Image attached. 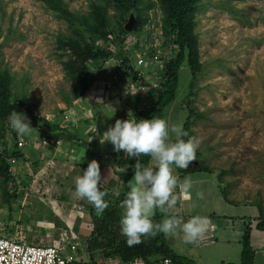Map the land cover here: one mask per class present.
<instances>
[{
	"label": "rangeland",
	"instance_id": "rangeland-1",
	"mask_svg": "<svg viewBox=\"0 0 264 264\" xmlns=\"http://www.w3.org/2000/svg\"><path fill=\"white\" fill-rule=\"evenodd\" d=\"M0 7V73L9 75L10 99L32 126L28 135L18 136L8 126L10 113L0 106V152L13 176L6 183L0 173V226L8 237L27 243H75L77 264H145L112 255L113 242L123 237V199L106 191L108 207L97 217L70 187L74 168L66 170L71 178H64L68 156L61 159L62 152L56 156L46 147L52 141L88 140L95 133L100 138L109 127L105 118L114 124L144 111L146 119L158 100L162 67L179 51L175 29L166 22L165 0H0ZM132 12L137 27L128 32ZM194 33L196 78L186 50L177 96L163 118L200 140L196 159L205 170L183 177L192 181L201 203L223 205L208 181L212 178L229 201L255 202L264 209V0H200ZM122 38L135 74L127 62L101 52H116ZM114 75L115 90L109 91L106 83ZM94 110L102 111V120H94ZM21 138L27 142L22 151L17 149ZM12 148L17 157L9 154ZM172 173L182 175L174 165ZM180 206L181 200L173 211L180 212ZM83 210L94 224L80 225Z\"/></svg>",
	"mask_w": 264,
	"mask_h": 264
},
{
	"label": "clouds",
	"instance_id": "clouds-1",
	"mask_svg": "<svg viewBox=\"0 0 264 264\" xmlns=\"http://www.w3.org/2000/svg\"><path fill=\"white\" fill-rule=\"evenodd\" d=\"M97 104L103 103L101 98ZM130 115V114H129ZM8 126L18 135H28L31 124L25 113L12 111L8 115ZM174 136L175 139L171 137ZM181 126L170 125L165 119L152 116L150 119H116L100 137V143L110 142L113 151L124 152L135 159L133 176L128 182L129 191L121 202L119 231L129 247L142 242V237L155 236L157 232L175 235L177 230L183 234L186 243H195L202 238L208 228L207 217L196 215L181 222L173 212L177 205L174 189L187 192L191 183L187 177L182 182L172 173L174 165L187 169L196 160L200 140L188 136ZM148 156L149 164L142 166L140 157ZM109 177L101 176L100 164L91 160L80 175L74 178L75 194L92 205L97 217H101L108 207L105 197L108 193L103 185ZM203 198V193H197ZM163 213L159 223L153 222L155 211Z\"/></svg>",
	"mask_w": 264,
	"mask_h": 264
},
{
	"label": "crops",
	"instance_id": "crops-1",
	"mask_svg": "<svg viewBox=\"0 0 264 264\" xmlns=\"http://www.w3.org/2000/svg\"><path fill=\"white\" fill-rule=\"evenodd\" d=\"M94 111V120H102V111ZM104 120L107 124H112V121L108 122L110 119L105 118ZM90 121L93 122L92 118ZM94 122L96 123V121ZM95 123L94 125L96 126ZM83 131H85V129H83L82 132ZM96 134L98 133L94 135ZM93 136L89 137L88 140L84 139V141L77 139H70L68 140L69 142L64 141V143H62V141H57L56 145H54L51 139L49 140L50 142L52 141V144H48L46 141L44 142L48 144L46 147L48 153H56L57 156V153L62 152L63 155L61 159L64 158V155L68 156L66 157L68 159H66L64 163L67 167L64 168V170L66 173L67 169L69 171V168H74L73 178H75L81 174L91 160L96 159L99 152H103L107 149L113 151V146L110 142L101 144L100 138H95ZM121 153L124 152L121 151ZM100 169L102 177H109L108 181L103 185V190L107 191L110 196L116 195L124 199V183L117 168L113 166L111 162L105 161L100 164ZM193 173L196 174L195 172ZM64 176L65 179L71 178L68 172L64 174ZM189 181L191 183V188L187 192H181L180 212H175L180 214L184 218V221L196 215L207 217L208 228L204 234H209L211 231L210 228H213L215 241L205 245L198 244L197 242L189 244L184 241L183 234L178 229L175 235H165L169 246L177 254L192 259L195 264H221L223 262L240 264L245 234L248 233L250 245L254 250L253 264H264V209L255 202L244 203L229 201L212 178L208 181L211 184L213 193L217 196L218 202H221L223 205L218 209L215 205L201 203L196 200L193 183L191 180ZM66 183L68 184L69 181L66 180ZM70 187L75 194L74 181ZM66 191L71 192V190ZM75 197L81 202L86 201L77 197L76 194ZM236 209H239L238 212ZM119 211L117 210V212ZM80 219V225L85 224V222L94 224L95 221L94 217L89 213L87 214L85 210H83ZM93 224L91 227H93ZM80 230L88 229L83 228Z\"/></svg>",
	"mask_w": 264,
	"mask_h": 264
},
{
	"label": "trees",
	"instance_id": "trees-1",
	"mask_svg": "<svg viewBox=\"0 0 264 264\" xmlns=\"http://www.w3.org/2000/svg\"><path fill=\"white\" fill-rule=\"evenodd\" d=\"M200 0H165V7L167 11L166 22L168 27L175 29V34L173 37V42L179 46L178 55L173 61H166L162 67V72L159 79L158 90V100L156 101L155 107L149 111V115L146 119H150L152 116L158 118H164L165 110L169 104H171L176 96L179 88V78L181 65L185 61L184 53L188 50V68L191 71V78L194 80L196 78L197 70L200 67L198 62V38L194 33L195 26V12L197 10V4ZM93 12L97 14L98 17L102 18V13L100 8L95 3L91 4ZM135 14V12H132ZM3 26L2 18V8L0 7V36ZM123 38L118 43L116 52L109 50H102L104 56L112 55L114 57L120 58L127 62L126 67L130 69L132 74H135V71L128 65V56L125 55L122 47ZM100 51V50H99ZM9 75L6 73H0V106L7 113L17 109V102L13 104L11 101V91L9 87ZM144 111L135 113L136 118H145ZM146 115V114H145ZM190 119L188 118L185 122V128L189 126ZM52 128L56 129L55 125H51ZM17 149L22 151L23 149L18 146ZM9 154L13 157H17V153L14 148L10 149ZM22 154V153H21ZM22 156V155H21ZM149 157L142 155L140 157V162L142 166H147L149 164ZM96 160L101 164L105 161L111 162L113 166L119 171L123 183H124V193L129 191L128 182L133 176V165L135 164V159H130L124 156L123 153L105 150L97 154ZM196 170H205L200 164L196 168L190 169H180L182 175L176 176L178 181L182 182L184 180L183 173H188ZM0 173L4 177L6 183L12 181L13 176L10 173V166L4 155L0 152ZM174 192L177 193V201L181 200V191L179 187L174 189ZM121 199V197H120ZM119 211V210H118ZM120 212V211H119ZM174 212V211H173ZM118 213V212H117ZM177 219L181 218V215L174 212ZM163 213L158 210L155 211L152 219L154 223H159L163 218ZM248 233L245 234L244 238V247L241 253V263L240 264H253L254 259V250L250 245ZM116 240V239H115ZM114 252L112 255H118L123 260H134L142 259L145 260L146 264H153L163 260L164 258H170L173 264H195L192 259L181 256L177 254L167 243L165 234L157 232L155 236L142 237V242L136 245L129 247L126 243L125 237H122L120 240L113 242ZM159 255V256H157ZM156 256V257H155ZM152 257L153 260L148 258ZM221 264H232V263H221Z\"/></svg>",
	"mask_w": 264,
	"mask_h": 264
},
{
	"label": "built area",
	"instance_id": "built-area-1",
	"mask_svg": "<svg viewBox=\"0 0 264 264\" xmlns=\"http://www.w3.org/2000/svg\"><path fill=\"white\" fill-rule=\"evenodd\" d=\"M142 62V60L140 61ZM118 79L117 75L110 78L106 83L109 91L115 90L114 82ZM27 142L21 138L18 146L23 148ZM181 222L184 218H179ZM209 234H204L197 243L205 245L215 241L213 228H210ZM78 245L69 242L68 244H33L23 240L8 237L5 227L0 226V264H77ZM146 264V262H145ZM153 264H173L170 258Z\"/></svg>",
	"mask_w": 264,
	"mask_h": 264
},
{
	"label": "water",
	"instance_id": "water-1",
	"mask_svg": "<svg viewBox=\"0 0 264 264\" xmlns=\"http://www.w3.org/2000/svg\"><path fill=\"white\" fill-rule=\"evenodd\" d=\"M136 27H137V19L135 17V14L131 13V15L128 19V22L125 25V29L128 32H133L136 29ZM199 164H200L199 160L196 159V160L190 162L189 167L187 169L196 168L199 166Z\"/></svg>",
	"mask_w": 264,
	"mask_h": 264
}]
</instances>
